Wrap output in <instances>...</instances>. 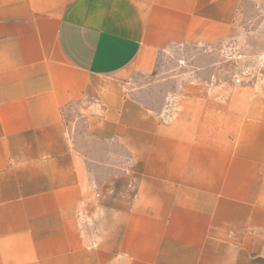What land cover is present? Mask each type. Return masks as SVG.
<instances>
[{
	"label": "crops",
	"instance_id": "crops-1",
	"mask_svg": "<svg viewBox=\"0 0 264 264\" xmlns=\"http://www.w3.org/2000/svg\"><path fill=\"white\" fill-rule=\"evenodd\" d=\"M262 60L264 0H0V264H264Z\"/></svg>",
	"mask_w": 264,
	"mask_h": 264
},
{
	"label": "rangeland",
	"instance_id": "rangeland-1",
	"mask_svg": "<svg viewBox=\"0 0 264 264\" xmlns=\"http://www.w3.org/2000/svg\"><path fill=\"white\" fill-rule=\"evenodd\" d=\"M182 58L180 57H176V56H170L169 59L166 61L164 67H162V71H160L159 74H156L157 77H158V83H159V86L158 87V90L159 89H162L163 90H166V91H170L171 88H172V83L170 82V76L173 75V74H177L178 72H181L183 69H185V64L182 62ZM183 67V68H181ZM245 67V65H244ZM250 68H253L254 69V72L253 73H258L259 75H262V77H264V60L261 61V64L260 65H248L246 67V69H250ZM256 69V71H255ZM162 79V80H161ZM165 79H167L165 81ZM262 79V78H260ZM155 95V94H154ZM156 98L155 97H152V104H155V101Z\"/></svg>",
	"mask_w": 264,
	"mask_h": 264
}]
</instances>
